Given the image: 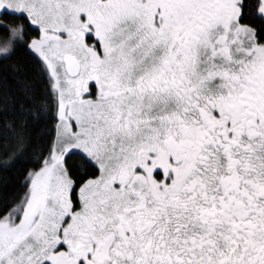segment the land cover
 Here are the masks:
<instances>
[{
  "label": "snow or ice",
  "instance_id": "obj_1",
  "mask_svg": "<svg viewBox=\"0 0 264 264\" xmlns=\"http://www.w3.org/2000/svg\"><path fill=\"white\" fill-rule=\"evenodd\" d=\"M13 55L0 264H264V0H0Z\"/></svg>",
  "mask_w": 264,
  "mask_h": 264
},
{
  "label": "trees",
  "instance_id": "obj_2",
  "mask_svg": "<svg viewBox=\"0 0 264 264\" xmlns=\"http://www.w3.org/2000/svg\"><path fill=\"white\" fill-rule=\"evenodd\" d=\"M16 28H17V31H19L20 28H21V25L17 24ZM11 50H12V45L10 44V45L7 46V48L4 50V52H5V54H7ZM21 62H22V58L21 57L13 55V56H11L10 59L6 60L3 65H0V67L5 68V69H11L13 65L19 66V64ZM11 120H12V117H7L6 118V122H11ZM16 120L18 122H22L20 117H16ZM3 143L4 142L2 140H0V145H3ZM0 151H2V148H0ZM2 175H4V173L0 172V176H2Z\"/></svg>",
  "mask_w": 264,
  "mask_h": 264
},
{
  "label": "rangeland",
  "instance_id": "obj_3",
  "mask_svg": "<svg viewBox=\"0 0 264 264\" xmlns=\"http://www.w3.org/2000/svg\"><path fill=\"white\" fill-rule=\"evenodd\" d=\"M5 49H6V48H5ZM5 49H4V50H5Z\"/></svg>",
  "mask_w": 264,
  "mask_h": 264
}]
</instances>
